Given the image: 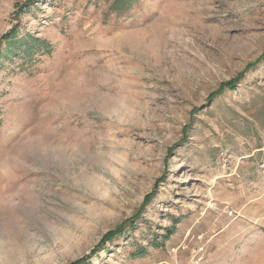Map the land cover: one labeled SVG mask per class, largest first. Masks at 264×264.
<instances>
[{"label":"rangeland","instance_id":"obj_1","mask_svg":"<svg viewBox=\"0 0 264 264\" xmlns=\"http://www.w3.org/2000/svg\"><path fill=\"white\" fill-rule=\"evenodd\" d=\"M78 262L264 264V0H0V264Z\"/></svg>","mask_w":264,"mask_h":264},{"label":"trees","instance_id":"obj_2","mask_svg":"<svg viewBox=\"0 0 264 264\" xmlns=\"http://www.w3.org/2000/svg\"><path fill=\"white\" fill-rule=\"evenodd\" d=\"M110 235V234H109ZM82 262H78V263H76V264H81Z\"/></svg>","mask_w":264,"mask_h":264}]
</instances>
